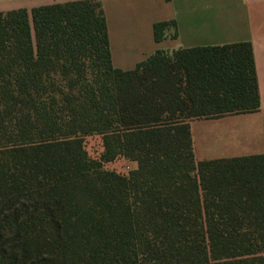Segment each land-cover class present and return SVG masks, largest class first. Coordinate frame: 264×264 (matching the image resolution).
<instances>
[{
  "label": "trees",
  "instance_id": "trees-1",
  "mask_svg": "<svg viewBox=\"0 0 264 264\" xmlns=\"http://www.w3.org/2000/svg\"><path fill=\"white\" fill-rule=\"evenodd\" d=\"M259 108L250 42L124 70L98 0L0 11V264H264V154L198 161L190 129Z\"/></svg>",
  "mask_w": 264,
  "mask_h": 264
},
{
  "label": "crops",
  "instance_id": "crops-1",
  "mask_svg": "<svg viewBox=\"0 0 264 264\" xmlns=\"http://www.w3.org/2000/svg\"><path fill=\"white\" fill-rule=\"evenodd\" d=\"M76 0H0V11ZM107 25L112 63L132 69L157 50L252 44L260 108L190 121L198 161L264 154V0H98ZM175 21L155 39L154 24Z\"/></svg>",
  "mask_w": 264,
  "mask_h": 264
},
{
  "label": "rangeland",
  "instance_id": "rangeland-1",
  "mask_svg": "<svg viewBox=\"0 0 264 264\" xmlns=\"http://www.w3.org/2000/svg\"><path fill=\"white\" fill-rule=\"evenodd\" d=\"M85 147L91 158L99 159L104 151L103 139L100 134H90L84 139ZM105 169L116 170L120 173H126L136 166V163L124 157H117L113 161L104 162Z\"/></svg>",
  "mask_w": 264,
  "mask_h": 264
}]
</instances>
